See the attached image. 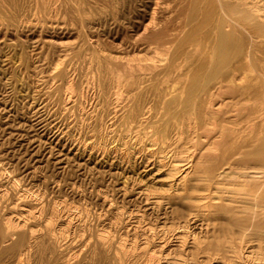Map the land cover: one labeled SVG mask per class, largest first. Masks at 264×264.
<instances>
[{"label":"bare ground","instance_id":"6f19581e","mask_svg":"<svg viewBox=\"0 0 264 264\" xmlns=\"http://www.w3.org/2000/svg\"><path fill=\"white\" fill-rule=\"evenodd\" d=\"M0 73L112 172L0 158V264H264V0H0Z\"/></svg>","mask_w":264,"mask_h":264},{"label":"rangeland","instance_id":"374dc122","mask_svg":"<svg viewBox=\"0 0 264 264\" xmlns=\"http://www.w3.org/2000/svg\"><path fill=\"white\" fill-rule=\"evenodd\" d=\"M2 77L0 78V158H4L6 163L15 167L13 169L21 174L22 178L28 180L26 172L34 170L44 179L47 178V181L51 179L50 181H59L60 184L69 181L68 183L75 182L81 187L85 185L84 187L88 188L96 182H108L111 171L106 167H99L93 160L80 156L74 151L73 147L57 136L56 130L48 122L37 116V109L33 108L34 106L28 102L25 104L26 100H22V104L13 97L5 78L3 77L2 80ZM8 129L13 131L9 130V132Z\"/></svg>","mask_w":264,"mask_h":264}]
</instances>
